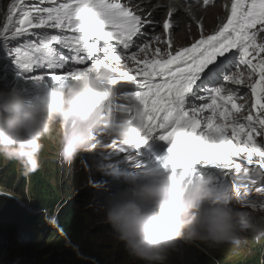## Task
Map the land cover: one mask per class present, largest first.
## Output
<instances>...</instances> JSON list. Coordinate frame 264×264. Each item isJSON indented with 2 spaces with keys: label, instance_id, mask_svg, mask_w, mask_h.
I'll use <instances>...</instances> for the list:
<instances>
[{
  "label": "clouds",
  "instance_id": "clouds-1",
  "mask_svg": "<svg viewBox=\"0 0 264 264\" xmlns=\"http://www.w3.org/2000/svg\"><path fill=\"white\" fill-rule=\"evenodd\" d=\"M12 2L3 0L2 3L0 0V6L7 4L9 9ZM13 19L16 20L15 17ZM1 23H7V19L0 20ZM3 25H0V31ZM58 33L62 34L60 30ZM63 35L72 37L74 34L65 30ZM22 39L9 40L8 44L16 48L17 42ZM59 47L63 50L62 55L70 53L71 57L74 56L73 50ZM3 48L0 37V52L6 51ZM259 60L253 63H259ZM91 63L89 61V66ZM120 71L126 72V69L118 62L106 60L92 65L79 79H73V83L61 82L55 87L50 84L35 85L32 91L25 92L18 87L29 81L20 75L8 52L0 55V158L18 162L22 174L27 177L44 167L40 166L39 159L42 149V158L51 157L59 151L58 164L55 165L59 169L57 175L63 172L67 177L71 172L65 163L74 161L82 151L88 154V161L96 153L97 147L92 144L94 135L101 136V139L97 138L99 141L109 139L108 135L115 136L129 145H123L127 157L119 160L120 167L110 174L106 171L105 181H97L91 195L98 197H88L98 206L96 213L91 212L92 216L103 224L89 223L94 256L91 259L85 257L83 264H98L100 258L96 249L101 246L109 248L110 254L115 256L116 263L104 259L102 262L105 264H195L201 258H207L214 264V255L219 258L218 264H225L221 263L219 248L225 244L239 245L241 241L245 244L246 256L235 263L264 264V210L253 209L241 202L243 199L257 202L261 199L256 188L264 186V168L255 162L258 157H254L253 164H247L243 152L237 157V162L250 170L247 177L243 172L237 176L226 174L219 166L212 165L177 168V158L173 162L168 158L172 154L168 151L169 145L153 138L148 143L162 153V162L154 163V159L148 157L149 153L154 154L148 143L142 144L139 149L131 147L139 144L146 133V113L142 106L132 103L127 114H120L115 108V100L118 99L115 95L119 96V93H115L111 81ZM249 84L235 85L245 90L234 97V102L243 106L238 114L240 122H244L243 117L249 114L255 103ZM112 98L113 105L109 103ZM258 111V108L252 110L254 115ZM54 126L59 128L60 140L54 142L53 149L47 145L43 147L42 141L51 135ZM256 141L264 145V136L256 137ZM57 146L60 149L56 150ZM207 147L213 152H226L227 141L210 134ZM144 152L146 156H143ZM83 160L81 158L80 161ZM109 160L115 162V158ZM140 169L144 171L142 175L135 173ZM117 170L120 171L115 174ZM57 175L56 181L59 182ZM66 179L68 181L63 178L60 183H68L71 175ZM100 186L101 196L99 191L96 192ZM236 188L241 193L245 188L249 191L238 198ZM13 194L17 198V193L13 191ZM22 203L34 204L28 195L16 204ZM85 208L91 211L92 206L84 204ZM20 219L16 215L11 220L18 223ZM60 223H55L52 229L65 234L63 231L67 230ZM29 229H21L14 236L34 264H73L70 253L75 251L69 244L68 235L57 240L50 232L52 229L45 234L30 232ZM102 231L110 233L99 237L103 236ZM18 254L0 243V264H20L15 257Z\"/></svg>",
  "mask_w": 264,
  "mask_h": 264
},
{
  "label": "snow or ice",
  "instance_id": "snow-or-ice-1",
  "mask_svg": "<svg viewBox=\"0 0 264 264\" xmlns=\"http://www.w3.org/2000/svg\"><path fill=\"white\" fill-rule=\"evenodd\" d=\"M45 4L49 6H43ZM147 23L150 21L143 20L119 0H63L60 3L58 0H34L31 3L28 0H13L0 37L3 47L19 68L20 75L34 85L46 86L49 80L56 83L68 79L77 80L92 65L106 60L120 64L124 59L123 52L117 54V49L106 43L102 58L98 57L96 54L101 49L98 43H89V38L95 37L96 41L105 42L116 40L126 51L133 46L134 37L144 35L143 28ZM161 27L169 32L173 25L170 21H165ZM48 29H58L62 34H49ZM65 30L74 35H63ZM262 32L264 0H234L227 23L220 26L214 34L193 43L191 47H183L174 55L169 53L166 58L154 60L140 61L136 54L128 56L127 59L143 64L136 73L141 79L137 80L136 76L122 71L118 76L123 77L130 85H138L140 90H128L126 85L120 84L118 76L111 83L115 93L120 94L119 98L127 101V104L115 106L119 112L127 114L129 106L136 103L146 113V133L139 144L131 147L139 149L153 138L165 141L169 145L168 151L177 158V168L191 169L197 165H212L219 166L226 174L237 176L243 172L247 177L250 170L237 162L241 152L246 154L247 164H253L254 157H258L255 162L264 168V145L256 141V137L264 136V58L259 63H253L250 58L252 52L264 53V42L257 43ZM25 36L35 39L14 49L8 47L9 40ZM160 39V36L155 37L156 41ZM56 45L73 50L74 56L69 58L60 54ZM147 47L145 44L140 51L144 52ZM232 49L239 50L240 62L250 68L248 80H251L257 70L260 76L258 83L249 84L255 103L249 114L243 117L244 122H240L238 115L243 106L234 102L239 89H228L222 95L223 86L209 87L208 74L214 69H210L205 80L201 81V73L208 65L213 64L218 56L227 59L225 54ZM156 51L159 52V49ZM89 61H92L90 66ZM36 70L47 71L37 75L34 74ZM156 77H161L162 82H155ZM197 81L201 83L197 84ZM224 82L240 85L245 81L243 73H239L226 76ZM195 101L203 103L197 104ZM109 103L113 105V98ZM257 108L259 111L254 115L252 110ZM205 110H210L212 115L205 117ZM217 120L221 122L217 123ZM210 134L227 141L226 152L208 149ZM108 136L112 138L111 144L116 146L115 136ZM93 142L94 146L102 144L95 135ZM119 144L127 145L120 140ZM252 182L255 183V180ZM248 191L245 188L241 193L236 188V195L241 198ZM256 192L261 196L259 202L248 199L241 202L253 209L264 210V187H257Z\"/></svg>",
  "mask_w": 264,
  "mask_h": 264
},
{
  "label": "bare ground",
  "instance_id": "bare-ground-1",
  "mask_svg": "<svg viewBox=\"0 0 264 264\" xmlns=\"http://www.w3.org/2000/svg\"><path fill=\"white\" fill-rule=\"evenodd\" d=\"M1 1L3 3V0H1ZM119 2H121L123 4H126L128 7L132 8L133 11L139 13L140 16H141V18L143 20L150 21V22L152 21V22H155V23H157L159 21V17H161V15L163 14V12L165 14V12H166V9L165 8L167 6V3L173 5V4H176L178 2L177 3V6L180 7V5H181L182 8L185 9V11H187V13L190 14L189 19L186 18L188 20H185L186 21L185 22L186 24H180L179 22L177 23L176 21H172L173 19H178L180 16L182 17V19H185V17H187L184 14L182 15L181 11L178 12L177 15H174V17L172 18V20H167V19H165V20L166 21H170L172 23V25H177L178 26V31L182 32L181 37H180L181 38L180 41H182L183 37H185L190 32V31L187 32V29L189 28V26L187 25V23H189L190 25H196V27H197V24H201L200 29H195L194 30L193 27H191V31H196L195 41L194 42H190L185 47H191V45L193 43L197 42L199 40L198 35H206V34H209L210 32L212 33V32H215L216 30H218V28L220 27V25L221 26L223 25L220 22L224 21V23H226L225 22L226 21L225 14H222L219 9L213 8L210 11H206L205 12V11H199L198 10V7L199 6H197V8H196L197 13L194 14V11H195L194 10V7L192 6L193 13H191L190 10L187 7L184 6V5H187V4H184L183 5V3H181L180 0H119ZM150 9L153 10L152 13H151V15L148 18H145L146 14L147 15L149 14V12L147 13V11L150 10ZM180 9H181V7H180ZM208 13H214L215 14V18L212 21V22H215V19H216V23L212 27L213 31H211L212 29L211 30L210 29H205V27H204V23H205V18H204L205 15L204 14H208ZM216 13L219 14L218 17H216ZM7 14H8V5L7 4L6 5H1L0 6V20L6 21ZM13 21L15 22L14 19H13ZM152 26H156V25L153 24ZM158 26L159 25H157L155 28H158ZM149 28H150V26L147 23L145 25V27L143 28V30H148ZM163 33L166 34V36H165L166 45H168L169 41L171 42V45H172L173 44L172 43V39H173V36L172 35L174 33H172L170 35V37H167V33L166 32L163 31ZM187 38L188 37H186V39ZM26 41H31L30 36L23 37V39L21 41H18L17 42V46L19 47L21 45H24ZM177 41H179V40H177ZM172 46H173V49L172 50H173L174 54H175L176 51H178L181 48H183V47L175 46L174 44ZM8 47H12L13 49L15 48L14 46H12L10 44H8ZM55 47L57 48V51L60 54H62L63 50L59 47V45H56ZM64 55L67 56V57H69V58H71L70 53H66ZM230 67H231V65H230ZM228 69L227 68L225 69L223 67L222 70H221V72L216 73L214 75V77L209 80L210 81V84H214L216 82V80H218V78H220L223 75L224 72L225 73L228 72ZM38 71H42L41 74H44V71L45 70H38ZM227 75H229V74H227ZM63 82L66 83V84H69L70 82L73 83L74 81H73V79H72V81H71V79H68V80H65ZM48 84H50L53 87H55L57 83L49 80V83ZM210 87H215V86L212 85ZM127 88H128V90H140L139 87H138V85H130V84H128ZM122 103L127 104V101H123ZM119 104H121V103H119ZM119 104H117V105H119ZM120 114H121V112H120ZM54 136H57L58 139L55 140L53 138ZM96 137L101 139V136H98L97 135ZM59 140H60L59 128H58V126H54L51 135L48 136V137H46L42 141V143H44L45 145H47L48 147H50V149H53L54 148V142L55 141L58 142ZM92 144L94 145V142L93 141H92ZM106 145L107 144H104V145L95 144V147H97V151L91 157V159H89V161H88V154L85 151H82V153L79 154L78 157L74 161H72L71 163H65L66 164V167L68 168V171L71 172V173H73L74 171H76L77 178L80 179V180H87L88 179L87 177L84 178V179H82V177H83L84 174L86 176H88L90 174V176H94V179L96 181V184H97V181H99L101 179H104V181H105V178H106V175H107L106 171L110 174V173H112V171L114 169H117L121 165V163H119V160L120 159L119 160H115V162L113 161L109 165H106V163L108 162V160L105 161V162H103L102 164L98 162V159L104 158L106 156V155L103 154V153H106L105 152V146ZM148 145H149L150 151H152L154 153V154H150L149 153L148 154V157L151 158V159H154V163H156V162H162V159H160V154H162V153L161 152H158V151H155L154 148H153V146L151 144L148 143ZM59 147L60 146H57V149L56 150L60 149ZM58 152L59 151H56L55 154H53L56 157V159H53V160L57 164H58L57 159H59ZM144 154L145 155H143V156H146V153L145 152H144ZM125 157H127V153H125V156L123 158H125ZM139 157H140V155H139ZM81 158H84V160L83 161H80ZM140 158L142 159L143 157L141 156ZM11 162L14 163L16 161H11ZM16 163H18V162H16ZM3 165H4L3 163H0V168L1 167H4ZM4 170H5V168H4ZM87 170H88V173H87ZM101 170H102V172L99 173ZM119 171L120 170H117L116 172H119ZM129 172L127 174H129ZM131 172H133V171H131ZM142 172H144V171H142ZM65 184H66L65 188H69L68 183H65ZM96 184L94 182V185H92V187L90 188V191H94L95 190ZM261 187H264V186H261ZM101 189H102L101 186L96 189V192L99 191V193H98L99 196H101V192H100ZM14 192L17 193V198L14 196L13 191L7 190L6 188L2 187V184H1V186H0V201H3L4 204H5L4 205V208H5V213L7 215V220H8V225L7 226L15 225L17 227L19 233H20L22 231L21 229H24V225L23 224H20L22 221L23 222H24V220H29L30 222L35 221L40 216H46V214L48 212L45 211V210H42V209L38 208L35 204H33L32 206H29L28 204H25V203H22L20 205L16 204V203L20 202V200H21V197H20L21 194L18 193L17 191H14ZM89 193L90 192H87V196L89 195ZM26 196H27V194H26ZM95 196H97V195H95ZM86 197H81L80 199L75 200V203L72 206L70 204V201H73V200L63 201V205H62L63 214H62V216H59L56 213H53V219H54V221L56 223L60 224V225H61L60 222H62V226L69 232V235H70L69 244L71 246H73L74 251H75L74 253H70L69 252L71 254V256H70L71 258H75V257L81 255L82 251L91 252V250L93 249L92 246H90L87 242H85L84 237L79 233V231L77 230V228H75V226L73 224V221H72V218H71L72 208L75 207V206H77L78 202L80 200H83ZM93 209L95 210V212L98 211L97 204L95 206H93ZM14 215H19L21 217V219H20V221L18 223L15 220H11ZM100 224H103V222L100 221ZM109 233L110 232L102 231V234H103L102 237H105L106 235H109ZM76 240L79 242V244H76L75 243ZM12 242H13L12 239L8 243H5V242L0 241L1 245H3L4 247H7V248L13 250ZM65 248L68 250L67 245L65 246ZM14 251H16V250H14ZM16 252H19L20 253L17 256H15L16 258L19 259L20 264H24L23 263L24 261H27V263L33 261L32 258L29 256V253L27 251L26 252L25 251H16ZM21 255H22V257H21ZM42 262L45 263V260H42Z\"/></svg>",
  "mask_w": 264,
  "mask_h": 264
},
{
  "label": "trees",
  "instance_id": "trees-1",
  "mask_svg": "<svg viewBox=\"0 0 264 264\" xmlns=\"http://www.w3.org/2000/svg\"><path fill=\"white\" fill-rule=\"evenodd\" d=\"M53 138L55 140L58 139L57 136H54ZM41 156L42 153L40 152V166L43 165L44 167L40 168L38 171L27 177L22 174V168L19 163H12L7 159L3 160L2 158H0V163L4 164V167L0 168V186L2 184V187L6 188L9 191H17L21 194L20 197L22 199H25L27 197L26 194L28 196H31L32 202L38 208L48 212L46 216H40L35 221L30 222L29 220H24L23 222L24 228H30V232L39 231V233L45 234L48 229H52L55 226L56 222L53 219V213L62 216L63 201H68L69 199L65 197L66 184L56 181V175L59 172L58 167L55 166L57 165V163H55V161L51 157L43 156L42 158ZM86 177L88 176L84 174L82 179ZM90 178L94 179V176H91ZM77 188L79 189L80 185H78ZM87 190L83 192L81 197L87 196ZM89 192V195L93 193V191ZM96 197L97 196L93 195V199H95ZM89 199L90 198H84L83 200H80L77 206L72 208L71 218L75 228H77V230L83 237L85 236L84 239L86 238V242L91 246V235L89 234L92 231L90 229L91 225L89 223L93 222L97 225L101 224L100 221H97L96 218H94V216H92L91 214L92 211L93 213H96L93 209V206H95L97 203L95 204V202H93V199ZM74 203L75 200L70 201L71 206ZM84 204L87 206H92L91 211H89V209L87 210V208L83 210L82 207ZM4 205V202L0 201V213H2V215H0V241L8 243L12 239L13 250L24 251L20 248L16 241V237L14 236L15 232L19 233L17 227L15 225L7 226L8 220ZM45 218H50V220ZM36 223L37 226H35ZM50 232L53 234L52 236H54L57 240L64 238L66 235H68L70 238L68 231H63L65 234H61L60 231L56 232L54 229H52L50 230ZM51 240L52 238H50V241ZM75 243L79 244L77 240ZM96 251L98 253L96 254L100 258V261H97L98 264H105L104 262H102L104 261V259L112 260L114 263H116L115 256L110 254V249L106 246H101L100 249H96ZM93 256L94 255L92 252L82 251L81 255L71 259H73L74 264H83L82 261L85 257L89 259L90 257L93 258ZM195 264H211V262L207 258H201ZM247 264L253 263L248 262Z\"/></svg>",
  "mask_w": 264,
  "mask_h": 264
},
{
  "label": "rangeland",
  "instance_id": "rangeland-1",
  "mask_svg": "<svg viewBox=\"0 0 264 264\" xmlns=\"http://www.w3.org/2000/svg\"><path fill=\"white\" fill-rule=\"evenodd\" d=\"M204 15H205L204 16V18H205L204 27H205V29H210L211 30L212 27L216 23V19H215V22H212L213 19L215 18V14L214 13H208V14H204ZM163 16H164V12H163V15L161 17H159V21H161V19H162ZM3 24L4 23H1V25H3ZM188 29H187V32H189ZM48 32H49V34H55V35H58L59 34L57 29H48ZM176 32L178 33V31H176ZM177 33H174L172 35L173 36V39H174V37L176 36ZM179 33L182 34V32H179ZM195 34H196V31L189 32L187 34L188 36L186 35L185 37H183L182 41L179 40L180 41L179 42V45L176 43V41L174 42V45L175 46H178V47H185V46H187L190 42H194L195 41ZM186 37H188V38L186 39ZM30 38H31V36H30ZM31 40H33V39L31 38ZM6 53H7V51H3V52H0V55H3L4 56ZM36 72H37V75H40L42 73V71H38V70H36ZM34 87H35V85L29 81V82L23 83L18 88L24 90L25 92H30V91H32L34 89ZM119 96H116L115 95V97H118V99L115 100V106L117 104L123 102L119 98ZM95 136H97V135H95ZM114 138L117 139V145L115 146V148L113 146H111L112 145L111 144V139L112 138L103 139L102 140V144L99 143L100 145L107 144L105 146V152L106 153H103L106 156L104 158L98 159V162L99 163L102 164L103 162H105V161L108 160V162L106 163V165H109V164H111L113 162V160L110 161L109 158H113V159L115 158V160H119V159H121V158H123L125 156V153H127V151L124 149V147L123 146H120V144H119V138L118 137H114ZM42 144H43V147H44L45 144L44 143H42ZM41 153L43 154V149L41 150ZM51 158L52 159H56L55 155H52ZM142 171L143 170L140 169L138 171H135V173H137L138 175H142L144 173ZM117 173L118 172H115V174H117ZM70 175H71V179L68 182L69 188H65V197L68 198L69 200H77V199H80L84 191H86L88 189L87 191L89 192L90 191V187L92 185H94V182L96 184L95 179H93V178L91 179L90 178L91 177L90 174L88 175V177H87L88 179L87 180H80V179H78L77 178L76 171H74ZM70 175L68 174V176L66 177L65 174L62 172L61 174H58L57 175V179L60 178L59 179V182H62L63 181V178L65 179V181H68L66 178H70ZM78 184L80 185V188L79 189L77 188V185ZM90 195H88L86 198H88ZM77 197H79V198H77ZM90 198H93V195H91ZM244 245H245L244 242L241 241V243L239 245L225 244V245L221 246L219 248V256H220V258H222L221 263H225V264L234 263V264H236L235 262H240L242 260V258H244L246 256V251L244 250L245 249V246ZM121 248L123 249L124 246H122ZM21 257H22V255H21ZM218 259L219 258H216V255H214V257L212 258V260L214 261V264H218L219 263V260ZM23 263L24 264H34L33 261L28 262V263H27V261H24Z\"/></svg>",
  "mask_w": 264,
  "mask_h": 264
},
{
  "label": "water",
  "instance_id": "water-1",
  "mask_svg": "<svg viewBox=\"0 0 264 264\" xmlns=\"http://www.w3.org/2000/svg\"><path fill=\"white\" fill-rule=\"evenodd\" d=\"M58 2H59V1H58ZM114 42H115V41H114ZM89 43H98V45H99L101 51L98 52L96 55H97L98 57H101V58H102V56H103V48H104L106 42H105V41H96L95 37H90V38H89ZM136 44H137V43H133V46H132L130 49H128L126 52H125V50L123 49L122 45L119 44L118 41H116V47H115V46H114V47L117 49V52H119L120 49H121V50H124V52H125L124 59H127V57L130 56V55H132V54H136V55H137V58H139L138 60H140V61H143V60H150L151 57L149 56V52H148L147 50H145L144 52H141L140 49H141L142 47L139 46V45H136ZM125 63H131V64H133L136 68H141V67H143V64H138L137 62L132 61V60H129V59H128ZM233 65H234V64H231V68H229V69L234 68L235 66H233ZM225 69H226V68H225ZM229 72H232V71H229ZM238 73H239L238 69H235V70L232 72V74H238ZM129 75L136 76V79L138 80L137 75H136V72L131 71V72L129 73ZM124 85H128V83H127V84H124Z\"/></svg>",
  "mask_w": 264,
  "mask_h": 264
}]
</instances>
